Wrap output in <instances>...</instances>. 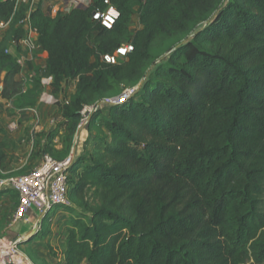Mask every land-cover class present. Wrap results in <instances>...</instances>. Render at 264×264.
Listing matches in <instances>:
<instances>
[{
    "label": "trees",
    "instance_id": "trees-1",
    "mask_svg": "<svg viewBox=\"0 0 264 264\" xmlns=\"http://www.w3.org/2000/svg\"><path fill=\"white\" fill-rule=\"evenodd\" d=\"M105 2L119 13L110 29L91 19ZM25 18L0 0V95L15 102L32 95L17 96L20 67L7 53ZM28 22L53 95L74 84L58 104L66 151L84 106L95 107L86 130L108 111V139L69 170V203L84 214L70 220L64 264H264V0H94L53 17L38 7ZM125 42L124 59L100 61ZM51 138L41 152L63 160ZM10 147L0 140V168Z\"/></svg>",
    "mask_w": 264,
    "mask_h": 264
},
{
    "label": "built area",
    "instance_id": "built-area-1",
    "mask_svg": "<svg viewBox=\"0 0 264 264\" xmlns=\"http://www.w3.org/2000/svg\"><path fill=\"white\" fill-rule=\"evenodd\" d=\"M17 6L28 4L27 0H16ZM20 3V5H19ZM104 11L96 10L92 13V21L99 22L103 27L110 29L119 17L118 11L108 2ZM27 6V5H26ZM87 7V6H86ZM81 0H61L58 11L66 12L73 8H86ZM26 9V18L21 24L22 35L17 44H11L7 49L14 61L19 65L20 72L28 69L31 65H37L39 59L46 60V53L43 52L37 44V32L30 27L28 18L31 12ZM8 24L0 22V29L7 28ZM133 50L129 42L121 44L112 54H105L100 57V61L106 64H116L124 59ZM43 63V62H42ZM39 93L36 97V103L33 106H24L17 110L19 113L30 115L34 121L35 127L38 125L39 114L37 105L47 107H59L58 104H66L67 97L63 92L55 97L52 93L53 77L46 72V64L43 63L37 68ZM139 86L125 88L118 97L105 100L107 104H117L128 100L136 95ZM27 89L22 86L21 92L17 96H25ZM16 97H14L15 99ZM6 101V107L12 109V102ZM50 120V126L55 128L57 124L63 121L61 112ZM95 112L94 106H84L80 114L79 132L84 129ZM18 122H11L6 126L10 133L17 132ZM78 132V133H79ZM31 141H34V132L30 134ZM75 155L71 152L63 160H57L49 154H43L39 164L21 175H6L0 169V194L13 192L17 196V207L13 213L11 228H17L20 225H29L31 220H36L35 232L39 231L40 223L44 217H47L51 209L55 206L68 207V193L70 191L69 170L73 165ZM32 233V231H30ZM29 232V233H30ZM26 238V237H25ZM23 238V241L27 240ZM18 242L6 239L0 240V264H33L30 259L19 251Z\"/></svg>",
    "mask_w": 264,
    "mask_h": 264
},
{
    "label": "rangeland",
    "instance_id": "rangeland-1",
    "mask_svg": "<svg viewBox=\"0 0 264 264\" xmlns=\"http://www.w3.org/2000/svg\"><path fill=\"white\" fill-rule=\"evenodd\" d=\"M20 5V3H19ZM27 5V4H26ZM25 4H22V6H26ZM21 6V5H20ZM27 7V6H26ZM20 26H17L19 28ZM139 27L137 17L134 16L132 19V25H131V32L136 31V29ZM7 28L0 29V41L2 40L5 32L7 31ZM41 59L37 61V65H31L32 69H27L29 71L34 70V74L38 78V72L37 68L41 66L43 63H41ZM21 82H24L22 80ZM74 88L73 82H67L64 86V95L71 94L72 90ZM24 99L25 105H35L36 98L35 97H29V98H21V100ZM15 104H17L19 101ZM23 103V102H22ZM39 110H45L43 112V120L38 121V125L43 124V131L40 133L41 139L38 141H33V149L31 151V156L28 158L26 163L24 164L23 168L16 169L13 172L9 171L10 175H21L32 169L34 166H36V162L38 160H41V157L43 153L41 152V145L43 146L44 143L47 141V137L50 135L52 138L50 148H52L54 155L57 157H64L69 155L71 152L74 153L75 157H90V153L93 151V148L98 144L100 141H106L108 139V134L104 129V122L105 117L107 116L108 111L104 110L102 112V115L95 119L93 121V124L90 126L89 130L87 131V138L85 141L80 140L81 143H79L78 138H76L74 145L69 151H66V123L63 121L56 125L55 128L51 129L49 126L50 120L58 114L59 107L52 106L47 107L43 105H37V109ZM82 134V133H81ZM41 140H44V143L41 142ZM79 144V145H78ZM79 146V150H78ZM17 207V204L13 197H8L7 199L0 201V240L6 239L9 241L15 240V236L11 234V231H14L15 228H11V221L12 216ZM65 209V212L60 215H56L57 212L63 211ZM82 213V211L79 208L74 207L73 205H69L68 207L64 206H55L51 209L47 217H44L41 221L42 228L44 229L47 227L51 222L52 219L55 220L53 225V233L51 231L50 233V240L55 238L56 246L50 245L49 241H44L45 243L37 245L35 241L32 243L30 242V246L26 245L27 243L23 241V239L17 241L19 251L23 253L25 256H27L30 261L33 264H46V261L44 259H41L39 256H43L51 263V259L48 257H52L57 259L59 256V250L62 246L63 242V230L67 229L70 225V220L75 216H79ZM55 216V217H54ZM54 217V218H53ZM12 229V230H11ZM51 225H49L48 230L50 232ZM55 229V230H54ZM62 230V231H61ZM27 231V230H26ZM27 233V232H26ZM60 242V243H59ZM56 250V251H55ZM48 258V259H47Z\"/></svg>",
    "mask_w": 264,
    "mask_h": 264
},
{
    "label": "crops",
    "instance_id": "crops-1",
    "mask_svg": "<svg viewBox=\"0 0 264 264\" xmlns=\"http://www.w3.org/2000/svg\"><path fill=\"white\" fill-rule=\"evenodd\" d=\"M60 1L61 0H27L28 4H27V7L25 6V8H27V10L29 12H33L38 7H40V9L45 14H49L50 16L53 17L58 12H60V11H58V7H59V4H60ZM81 1L84 4V6L86 7L94 0H81ZM67 12L68 11H66V12L63 11L61 13H67ZM137 21H138V19H137ZM140 28L141 27L139 25V27L136 30H138ZM10 46H11V44L9 45V47ZM41 61L43 63H45V59H41ZM30 68L32 69L31 66H29L28 69H30ZM33 72H34V70L29 71V70L25 69V70L19 72L15 76V80L16 81L24 80V82H22L23 83V87H25L27 89V91L31 92V94H32L31 97L34 96L36 94V92L38 91V78ZM0 88H1V84H0ZM73 92H74V88L72 90V93ZM0 93H1V91H0ZM6 101H8V100L3 99L1 97V95H0V128L2 129V132L0 134V140L8 143L11 146L10 150H9L10 159L0 169L6 175H10L9 171L13 172L16 169L23 168L24 164L26 163L28 158L31 156V151L33 149V146H32L33 143L31 141L30 134L34 132V140L38 141L39 139H41L42 135L40 133L43 131V127L44 126H43V124H40V125H37L35 127L34 121H33L32 117L30 115L17 112V110L21 109L23 107V105L25 104L24 103V99L19 101L17 104H15L17 101L15 102V100H14L12 102V109H8L6 107ZM43 112H45V110L41 111L38 108L39 120H41V121L43 120ZM11 122H18L19 123V129H18L17 132L10 133V132H8L6 130V126L9 123H11ZM49 127L51 129H53V127H51V126H49ZM87 131L88 130L83 129L82 131H80L78 133V136H77L78 139L77 140H79V143H81L82 141H85V139L87 138V134H88ZM80 140H81V142H80ZM41 142L44 143V140H41ZM78 150H79V146H78ZM39 162H40V160H38L36 162V164H39ZM8 197H13L14 198L12 193L0 194V201H3L5 199H7ZM14 200H15V198H14ZM15 202H16V200H15ZM64 212H65V209L63 211L57 212L55 216L63 214ZM54 221L55 220L52 219L51 223H54ZM51 223L49 224V225H51L50 232L48 230L49 225L43 229L42 225L40 223V227H39V231L38 232L39 233L45 232L46 235L42 239L35 238L34 241H35V243H37V245L43 244V243H45L44 241H49L50 240L49 239L50 238V233H51V231L53 233V228L52 227L54 225V224H51ZM35 225H36V220L33 218L29 225H27V226L20 225L17 228H15L14 231H11V234L16 237L15 241H19V240H21V239H23L25 237L27 238V236H29V234L31 233L30 231H32V232L35 231L34 230ZM66 231H67V229L63 230V236H62L63 237V242H62V246H61V248L59 250L60 253H59V256L57 257V259L52 258V257H48V258L51 259V263H50L43 256H39L41 259H44L46 261V264H64V262H63L64 255H63V253H64V251L66 249V236H67V232ZM49 243H50L51 246L52 245L53 246L57 245L56 241H55V238L51 239ZM28 246H30V244Z\"/></svg>",
    "mask_w": 264,
    "mask_h": 264
},
{
    "label": "water",
    "instance_id": "water-1",
    "mask_svg": "<svg viewBox=\"0 0 264 264\" xmlns=\"http://www.w3.org/2000/svg\"><path fill=\"white\" fill-rule=\"evenodd\" d=\"M4 76H5V74H2V75H1V79H3ZM1 90H2V87L0 88V91H1Z\"/></svg>",
    "mask_w": 264,
    "mask_h": 264
}]
</instances>
